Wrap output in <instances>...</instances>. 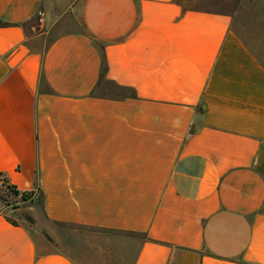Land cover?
<instances>
[{"label":"crops","instance_id":"0c3cea01","mask_svg":"<svg viewBox=\"0 0 264 264\" xmlns=\"http://www.w3.org/2000/svg\"><path fill=\"white\" fill-rule=\"evenodd\" d=\"M193 1L80 0L41 42L44 0H0V176L41 208L0 211V264H78L43 231L82 227L131 264H264V62Z\"/></svg>","mask_w":264,"mask_h":264},{"label":"rangeland","instance_id":"374dc122","mask_svg":"<svg viewBox=\"0 0 264 264\" xmlns=\"http://www.w3.org/2000/svg\"><path fill=\"white\" fill-rule=\"evenodd\" d=\"M80 0H44L46 16L34 21L37 32H46L41 42L70 30L78 23L74 11ZM198 7L230 8L239 7L242 11V33L250 47L264 62V0H194ZM45 33V34H46ZM109 92L112 86L104 85ZM40 199L22 202L0 185V211H9L18 218L32 221V216L40 212ZM13 210V211H12ZM57 232L62 237L57 238ZM50 247L64 250L72 255L78 264H131V247L124 243L121 234L96 228L47 229L43 231Z\"/></svg>","mask_w":264,"mask_h":264},{"label":"trees","instance_id":"16d2710c","mask_svg":"<svg viewBox=\"0 0 264 264\" xmlns=\"http://www.w3.org/2000/svg\"><path fill=\"white\" fill-rule=\"evenodd\" d=\"M0 183H2L3 186H6L10 193L19 197L22 202H28L34 199L35 191L21 192L16 188V186L10 184L9 180L3 174L0 176Z\"/></svg>","mask_w":264,"mask_h":264},{"label":"built area","instance_id":"2783aa9c","mask_svg":"<svg viewBox=\"0 0 264 264\" xmlns=\"http://www.w3.org/2000/svg\"><path fill=\"white\" fill-rule=\"evenodd\" d=\"M2 184V183H1Z\"/></svg>","mask_w":264,"mask_h":264}]
</instances>
